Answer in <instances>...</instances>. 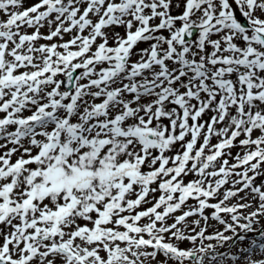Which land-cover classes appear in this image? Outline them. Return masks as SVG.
<instances>
[{"label": "snow or ice", "instance_id": "snow-or-ice-1", "mask_svg": "<svg viewBox=\"0 0 264 264\" xmlns=\"http://www.w3.org/2000/svg\"><path fill=\"white\" fill-rule=\"evenodd\" d=\"M0 264H264V0H0Z\"/></svg>", "mask_w": 264, "mask_h": 264}, {"label": "rangeland", "instance_id": "rangeland-1", "mask_svg": "<svg viewBox=\"0 0 264 264\" xmlns=\"http://www.w3.org/2000/svg\"><path fill=\"white\" fill-rule=\"evenodd\" d=\"M35 2V0H29V3ZM29 31H31V29H29ZM42 31H46V29H43ZM121 32L123 31L122 29L120 30ZM65 39H67V37H65ZM215 139L213 140V143H215ZM240 151L239 148H233L232 149V154L235 155L236 152ZM257 183H259V180L257 181ZM191 203H194V201H191ZM212 227L209 228V232L214 231L216 228H222L221 225L217 224L215 221H210ZM253 234L250 233L249 236L251 237ZM188 246V245H185ZM225 248H227V245H225ZM161 259H163V257H161Z\"/></svg>", "mask_w": 264, "mask_h": 264}]
</instances>
